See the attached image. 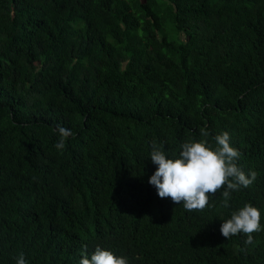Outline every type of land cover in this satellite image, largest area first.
I'll return each mask as SVG.
<instances>
[{
    "label": "trees",
    "instance_id": "1",
    "mask_svg": "<svg viewBox=\"0 0 264 264\" xmlns=\"http://www.w3.org/2000/svg\"><path fill=\"white\" fill-rule=\"evenodd\" d=\"M72 127L57 149L54 128ZM227 131L256 171L203 209L147 182L151 143L178 153ZM264 224V0H0V264H264V230L227 239L231 211Z\"/></svg>",
    "mask_w": 264,
    "mask_h": 264
},
{
    "label": "clouds",
    "instance_id": "2",
    "mask_svg": "<svg viewBox=\"0 0 264 264\" xmlns=\"http://www.w3.org/2000/svg\"><path fill=\"white\" fill-rule=\"evenodd\" d=\"M57 136L55 147L62 149L66 136L74 135L72 127L60 124L54 128ZM199 139H188L179 146L176 154L168 155L162 143H151L148 155L155 165L154 170L147 177V182L154 186L156 194L169 197L175 204L183 203V207L191 211L203 209L209 201V196L223 189L224 205L233 191L246 188L256 178V171L249 169L247 173L237 163L241 153L229 142L227 131H221L209 142L208 132H202ZM260 209L251 204L231 211L230 216L222 219L219 231L226 239L238 233L245 234V244L252 242V233L264 230L261 224ZM86 249V247H85ZM82 250L78 264H129V258L118 255L111 249L96 245L89 253ZM15 264H28L24 253L15 257Z\"/></svg>",
    "mask_w": 264,
    "mask_h": 264
}]
</instances>
